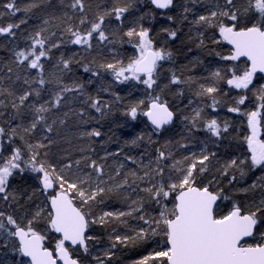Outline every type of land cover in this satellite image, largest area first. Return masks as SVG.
<instances>
[{"label": "snow or ice", "instance_id": "1", "mask_svg": "<svg viewBox=\"0 0 264 264\" xmlns=\"http://www.w3.org/2000/svg\"><path fill=\"white\" fill-rule=\"evenodd\" d=\"M0 9L25 14L0 24V264H264V0ZM114 84L145 94L123 115L149 129L118 150L101 143Z\"/></svg>", "mask_w": 264, "mask_h": 264}, {"label": "trees", "instance_id": "2", "mask_svg": "<svg viewBox=\"0 0 264 264\" xmlns=\"http://www.w3.org/2000/svg\"><path fill=\"white\" fill-rule=\"evenodd\" d=\"M5 0H0V4H3ZM19 3L24 4L27 2V0H18ZM94 3H106V0H94ZM25 14L23 12L18 13L15 17L13 16H6L3 14V9H0V24H6L8 22L12 21H18L19 18L23 17ZM35 21L34 20H29V23L27 25H22L21 29L22 31L20 32L18 39L20 43L23 45V36L26 35L27 33L23 31V29H28L31 30V26L34 25ZM147 23V21H146ZM154 28H158V23H154ZM158 40L160 37L157 38ZM4 38L0 37V44H3ZM191 46V45H189ZM127 49V52L131 54V46L130 45H125L124 46ZM79 48L78 46H73L69 45L68 50L66 52V55H71L73 51H78ZM198 54V50H193L192 52L188 53H180L177 56V63L178 64H183L187 63V57H192ZM10 55V53H7L3 50V48H0V59ZM208 59H211L209 57ZM208 63V60H205V64ZM203 72V67H197L196 68V73H201ZM73 75L79 76L82 79H87L89 74H86L83 72V69L80 67V65H74V72ZM68 77H66V80ZM110 79V77L108 78ZM142 87V86H141ZM90 92H95L96 85H89L88 86ZM113 91L118 92L120 96L122 97V103H117L115 102L114 97L110 93H102L101 95L104 97L106 100L113 101V112L112 114L105 120L101 121V124L103 125L102 131L106 133L105 137L102 138L101 143L103 139H107L108 136L112 137V143L108 145L110 150H113V148H116L118 145H121L124 140L130 139L134 137L135 135L145 132L147 133L149 131L147 124L145 123L146 119L143 116L138 117L136 121H130V118L125 117L123 115V109L124 107L128 104L129 101H135L137 99L144 98L145 94L142 91H135L131 88L130 84H124V85H119V84H114L113 85ZM129 92H131V95H129ZM170 100V103H179L181 104V107H184L187 104L186 100H178L177 98L173 96L168 97ZM83 99V98H81ZM145 103H147V100H145ZM76 106H79L77 104ZM188 109L185 108V111ZM92 114L99 117L98 113H95L94 110H91ZM222 114L224 116H227L229 118L232 117L233 114L227 113L226 109L221 110ZM72 121H70L71 125ZM95 126V121L92 122V125H89V127ZM74 130V129H73ZM182 130V126L177 127V135L176 138L179 139V132ZM197 135L203 136V133H198ZM225 143H235L234 141H226ZM134 153L142 152V148H136V149H131ZM235 149H229V151H234ZM255 173L250 172L247 177H245V180L242 181V183H247L248 181L252 180L254 177ZM106 243L105 241H101V244ZM127 254L122 256V260L124 262L129 261L135 256L136 250L135 249H130L126 250ZM117 264H121V261H117Z\"/></svg>", "mask_w": 264, "mask_h": 264}, {"label": "rangeland", "instance_id": "3", "mask_svg": "<svg viewBox=\"0 0 264 264\" xmlns=\"http://www.w3.org/2000/svg\"><path fill=\"white\" fill-rule=\"evenodd\" d=\"M119 147H120V145H118L116 148H113V150H118ZM126 150H128V149H126ZM138 153H140V152H138Z\"/></svg>", "mask_w": 264, "mask_h": 264}, {"label": "water", "instance_id": "4", "mask_svg": "<svg viewBox=\"0 0 264 264\" xmlns=\"http://www.w3.org/2000/svg\"><path fill=\"white\" fill-rule=\"evenodd\" d=\"M145 119H147V118L145 117Z\"/></svg>", "mask_w": 264, "mask_h": 264}]
</instances>
